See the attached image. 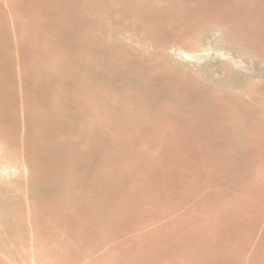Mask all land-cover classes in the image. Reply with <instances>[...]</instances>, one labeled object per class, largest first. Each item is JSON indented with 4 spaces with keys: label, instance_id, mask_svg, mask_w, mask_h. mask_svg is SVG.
<instances>
[{
    "label": "rangeland",
    "instance_id": "1",
    "mask_svg": "<svg viewBox=\"0 0 264 264\" xmlns=\"http://www.w3.org/2000/svg\"><path fill=\"white\" fill-rule=\"evenodd\" d=\"M211 218L264 264V0H0V264H209Z\"/></svg>",
    "mask_w": 264,
    "mask_h": 264
},
{
    "label": "crops",
    "instance_id": "2",
    "mask_svg": "<svg viewBox=\"0 0 264 264\" xmlns=\"http://www.w3.org/2000/svg\"><path fill=\"white\" fill-rule=\"evenodd\" d=\"M217 223L218 221L216 222L215 218H211L208 219L207 222H204L202 226V229L206 230L202 232L203 240H207V248L205 250L206 260L212 259L209 264H226L225 261L227 264H232V230L228 228L225 229V235L222 236L219 233V231H222V229L218 227L215 229L213 228V225H216ZM225 225L227 224L225 223ZM228 225L231 224L228 223ZM148 253L151 256L148 257L145 255V253L142 254L141 264H151L153 262L151 251H148Z\"/></svg>",
    "mask_w": 264,
    "mask_h": 264
}]
</instances>
